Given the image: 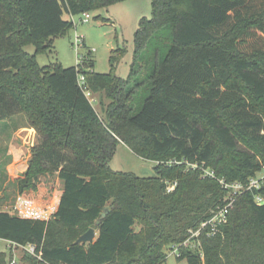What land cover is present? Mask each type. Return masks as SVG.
Here are the masks:
<instances>
[{"label":"trees","instance_id":"obj_1","mask_svg":"<svg viewBox=\"0 0 264 264\" xmlns=\"http://www.w3.org/2000/svg\"><path fill=\"white\" fill-rule=\"evenodd\" d=\"M121 1L0 0V121L23 113L40 137L20 189L53 173L62 186L45 219L0 208V239L42 251L38 259L23 250L25 264H164V247L183 241L222 202L218 179L246 181L264 162V0H151L125 79L114 63L109 73L94 72L86 56L76 66L38 65L35 53L73 25L64 15ZM159 37L166 41L151 47ZM78 73L90 93L109 99L101 115ZM119 143L155 161V175L112 170ZM255 193L264 197V187L239 195L220 231L177 258L264 264V201ZM90 227L95 238L76 244ZM8 254L0 251V264Z\"/></svg>","mask_w":264,"mask_h":264},{"label":"rangeland","instance_id":"obj_2","mask_svg":"<svg viewBox=\"0 0 264 264\" xmlns=\"http://www.w3.org/2000/svg\"><path fill=\"white\" fill-rule=\"evenodd\" d=\"M88 14V22L82 21V13L71 17L64 15L72 20L73 25L54 37L48 50L35 53L38 65L76 66L84 63L80 56H86L92 60L94 72L109 73L111 64L114 63L115 74L125 79L133 58L134 32L142 18L151 17V0H123L108 7L90 10ZM77 38L81 41L78 49L74 44ZM165 41L159 37L151 47ZM34 49L33 44L25 47L30 54L34 53ZM151 52L147 49L144 57L142 79L150 68L151 57L147 55ZM142 93L143 89L135 97L136 102L142 99ZM90 97L95 99L92 105L101 115V105L107 104L109 99L102 92L94 95L91 93ZM29 128L23 113L0 121V208L18 216L32 214L43 217L55 208L62 186L57 175L53 173L38 175L32 180L34 183L30 181L33 186L20 189L19 181L26 179L25 170L31 158L32 147L40 141L36 132L33 133ZM155 165V161L137 156L123 143L116 146L109 161L112 170L131 172L138 177L154 176ZM137 228L138 226L134 227ZM96 234L95 231V236ZM10 250L12 255L8 254L7 261L14 257L15 264H25L22 261L23 250H12L7 246L6 240L0 239V251L8 253ZM166 250L164 247V251ZM164 264H187V261L168 254Z\"/></svg>","mask_w":264,"mask_h":264},{"label":"built area","instance_id":"obj_3","mask_svg":"<svg viewBox=\"0 0 264 264\" xmlns=\"http://www.w3.org/2000/svg\"><path fill=\"white\" fill-rule=\"evenodd\" d=\"M82 21L88 22L90 19V16L88 12L82 13ZM75 48L78 49L81 45V41L75 39ZM82 56H80V59ZM77 83L81 89L84 90L85 96L89 99V101L92 103L95 101L94 98L90 97L91 93L86 88L85 82H84V76L81 73H78L77 75ZM192 168L196 167L195 164L190 165ZM203 175H207L210 177H214V174L211 170L208 168H203ZM219 184L225 191V195L222 199V202L215 207V209L212 210L210 215L206 217L196 228H192L188 230V235L186 238L181 242H173L170 243L167 246L166 257L168 254H173L176 257L181 256L182 250L184 249H198L200 251V236H212L215 235L217 232L220 231L221 227L226 223L227 221V212L228 209L232 206L235 199L241 195L244 192H254L259 191L264 187V162L260 163L259 168L257 171L250 176L246 181H228L225 179H218ZM174 187V185H169L167 187V190H171ZM255 201L257 203H261L264 201V197L259 194H254ZM9 248L12 250L14 249H21L26 251L29 254L34 255L38 259H42V251L40 248H38L36 245L28 243L25 245H15V244H9ZM15 258H11L8 262V264H15ZM62 264V263H60Z\"/></svg>","mask_w":264,"mask_h":264},{"label":"water","instance_id":"obj_4","mask_svg":"<svg viewBox=\"0 0 264 264\" xmlns=\"http://www.w3.org/2000/svg\"><path fill=\"white\" fill-rule=\"evenodd\" d=\"M94 236H95V230L94 228L90 227L84 233H82L77 237L75 243L80 244L84 242H90L94 239Z\"/></svg>","mask_w":264,"mask_h":264},{"label":"crops","instance_id":"obj_5","mask_svg":"<svg viewBox=\"0 0 264 264\" xmlns=\"http://www.w3.org/2000/svg\"><path fill=\"white\" fill-rule=\"evenodd\" d=\"M29 129L32 130V132H33V131L35 132V130H34L33 128L30 127ZM30 132H31V131H30ZM34 132H33V133H34ZM60 193H61V189H60ZM59 196H60V194H59V195L57 196V198H56V205H55V208L52 209V210L49 212V214L52 213V212L56 209V207H57V202H58V199H59ZM49 214H47V215H45V216H43V217H41V216H40V217H36L35 215L27 214L26 217H36V218H44V219H45V218L48 217ZM6 243H7V246H9L10 243H9L8 241H6Z\"/></svg>","mask_w":264,"mask_h":264}]
</instances>
